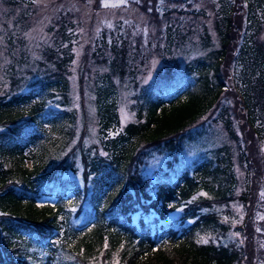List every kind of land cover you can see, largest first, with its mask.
<instances>
[{
	"label": "trees",
	"instance_id": "trees-1",
	"mask_svg": "<svg viewBox=\"0 0 264 264\" xmlns=\"http://www.w3.org/2000/svg\"><path fill=\"white\" fill-rule=\"evenodd\" d=\"M194 1L168 0L163 8L171 15L179 12L173 5L182 3L186 6L182 14L192 8L197 15L200 10L189 6ZM242 1L241 9L244 5L246 8L240 9V14L247 12L248 21L237 28V5ZM134 2L147 11L146 0ZM217 2L215 31L219 47L186 63L179 74L173 60L165 64L154 82L138 90L137 120L127 124L112 144L105 136L110 125L118 122L117 99L109 103L107 96L98 91L103 151H96L90 158L82 154L84 179L89 181L93 175L96 193L90 199V221L79 229L65 226L69 208L81 206L87 196L76 180L65 176L67 170L76 169L75 155L66 149L75 135L77 115L75 109H68L67 75L73 55L67 22L63 20L59 25L58 47L48 49L41 62L43 76L29 83L27 92L21 90L22 77L12 67L9 86L0 94V264H111L116 257L118 264L246 263L252 253L248 236L244 235L245 243L240 237L231 243L215 242L232 229L216 208L237 198L232 151L221 146L211 150L204 160H196L193 169L176 168L181 145L203 136L202 129L191 127L217 108L231 87L240 100L245 127L264 144V43L257 42L264 31V12L258 13L264 9V0ZM160 18L153 20L159 22ZM168 21L169 17L162 28L167 36L174 31L171 27L175 22L180 24ZM204 29L206 45L212 38ZM121 38H115L110 46L112 41L103 36L102 44L113 54L109 63L112 74L118 72L124 77L132 41L129 36ZM135 45L137 49V41ZM140 53L144 55V51ZM229 56L236 61L235 71L225 64ZM102 62H108V58ZM50 103L62 108L53 109ZM46 111L51 116L48 113L45 122L38 121ZM215 120H221L234 134V121L227 108H220ZM240 146V162L251 174L246 150ZM163 150L172 155L166 161L169 169L159 170L154 179L145 178L141 172L144 158ZM70 192L75 193L73 198H67ZM46 197L57 200L39 204ZM181 206V215L168 220L169 214ZM242 230L237 231L246 234ZM37 247L46 249L48 255L37 253Z\"/></svg>",
	"mask_w": 264,
	"mask_h": 264
},
{
	"label": "rangeland",
	"instance_id": "rangeland-1",
	"mask_svg": "<svg viewBox=\"0 0 264 264\" xmlns=\"http://www.w3.org/2000/svg\"><path fill=\"white\" fill-rule=\"evenodd\" d=\"M14 1L0 0V94L9 86L12 67L16 75L22 77L23 92L28 91L29 83L43 76L40 73V68H44L41 62L48 49L58 47L56 40L61 21L67 22L66 30L71 35L73 58L67 75L70 96L68 109H75L77 115L75 135L66 150L74 153L76 169L67 170L65 176L76 180L87 196L84 195L81 206L69 208L68 225L65 226L79 229L90 221V199L93 197L92 193H96L92 184L93 175H90L89 181L84 179L85 162L82 154L84 152L90 158L96 151H103V137L99 132L97 116L98 91L107 96L109 103L117 99L118 122L110 125L108 137L105 136L108 144H112L111 142L117 141L127 124L137 120L135 95L138 90L142 85L154 82L165 64L173 60L178 65L176 70L179 74L186 63L205 55L211 48L219 47L215 31V10L218 2L195 0V4L191 3L189 6L200 10L197 15L192 8H187L188 13L182 14L181 11L186 10V6L176 3L173 6H177L179 12L170 15L163 8L169 4L168 0H146V12L134 0H16L15 4ZM242 4L243 1L237 5V28L240 25L245 26L248 21L247 12L245 15L240 14ZM263 12L264 9L258 10L259 15ZM157 16L161 17L159 22L153 20ZM168 17L169 23L176 20L180 24L175 22L171 27L174 31L167 36L166 33L163 35L162 28L163 21ZM205 27L212 41L203 45ZM103 36L107 41H112L110 46L115 43V38H131L126 61L129 66L125 69L124 77L118 72L112 74L109 63L113 54L110 47L102 44ZM257 42L264 43V31L260 32ZM137 50L144 51V55L138 54ZM105 57L108 62H102ZM231 57H228L225 64L231 65L232 71H235L236 61ZM229 65L227 67L230 69ZM120 66L124 68L125 65ZM239 101L235 89L231 87L230 94L216 104L217 108L212 109L191 127L193 130L202 129L203 136L195 142L181 145L176 168L177 171L187 166L193 169L196 160H204L212 154L211 150L221 146H227L232 151L238 177L237 198L228 205L216 207L222 220L231 225L232 229L226 236L215 239V242L231 243L240 237L245 243L246 235L252 253L246 257L245 264H264V144L261 145L252 130L245 127V115ZM50 107L62 108L58 103H50ZM220 108H227L231 112L234 134L226 130L221 120H215ZM48 113L51 116V112H43L38 121L45 122ZM240 145H244L246 150L244 155L252 169L251 174H248L246 167L240 162ZM169 158L172 155L168 150L154 151L146 156L141 166L143 176L154 179L159 170H168L166 161ZM102 191L100 187L99 194ZM74 196L75 193L70 192L67 198ZM56 200L55 197L41 198L39 204L55 203ZM181 212L182 206L171 212L168 220L178 218ZM150 216L155 214L150 213ZM242 227L246 234L237 231ZM35 250L31 248L32 252ZM37 251L43 256L48 255L44 248L37 247ZM111 264H118L117 257Z\"/></svg>",
	"mask_w": 264,
	"mask_h": 264
},
{
	"label": "snow or ice",
	"instance_id": "snow-or-ice-1",
	"mask_svg": "<svg viewBox=\"0 0 264 264\" xmlns=\"http://www.w3.org/2000/svg\"><path fill=\"white\" fill-rule=\"evenodd\" d=\"M206 242V241H205Z\"/></svg>",
	"mask_w": 264,
	"mask_h": 264
}]
</instances>
